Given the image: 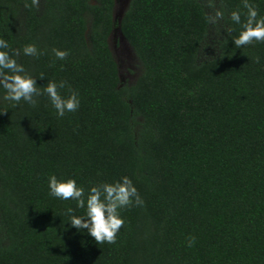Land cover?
<instances>
[{
	"label": "trees",
	"instance_id": "1",
	"mask_svg": "<svg viewBox=\"0 0 264 264\" xmlns=\"http://www.w3.org/2000/svg\"><path fill=\"white\" fill-rule=\"evenodd\" d=\"M114 7L0 0V38L41 91L29 105L0 90V264H264V42L234 45L242 0H129L119 23ZM218 10L227 33L202 61ZM117 25L142 66L130 85L109 48ZM29 43L41 54L24 55ZM49 81L78 93L76 111L56 114ZM53 174L85 195L127 176L143 203L97 244L65 214L85 209L49 195Z\"/></svg>",
	"mask_w": 264,
	"mask_h": 264
},
{
	"label": "clouds",
	"instance_id": "2",
	"mask_svg": "<svg viewBox=\"0 0 264 264\" xmlns=\"http://www.w3.org/2000/svg\"><path fill=\"white\" fill-rule=\"evenodd\" d=\"M243 8L247 9L246 20L241 21L240 11H231L230 19L237 25H241L238 35L233 39L234 45H249L253 41L264 42V16H259L257 9L242 0ZM222 11L216 12V18L223 17ZM10 44L0 38V90H3V99L18 104L24 101L29 105H35L34 97L41 94L37 87L36 79L27 73L22 64L17 63L16 51L9 52ZM55 57L63 60L67 56L66 50L53 49ZM22 52L26 56H38L41 53L35 44L29 43L23 46ZM65 82L49 81L43 92L47 94L51 105L60 117L66 112H74L80 104L79 95L71 91L66 97L59 94L58 88H64ZM3 113V112H0ZM49 195L61 200H74L78 208L85 209L83 215H75L69 207L65 214L69 217L68 222L78 232L86 230L87 234L99 243H115L117 233L124 224L119 210L133 203L142 204L137 189L127 176L112 183L92 185L85 195V189L79 186L74 178L58 179L56 175L48 177ZM189 241V246L192 244Z\"/></svg>",
	"mask_w": 264,
	"mask_h": 264
},
{
	"label": "rangeland",
	"instance_id": "3",
	"mask_svg": "<svg viewBox=\"0 0 264 264\" xmlns=\"http://www.w3.org/2000/svg\"><path fill=\"white\" fill-rule=\"evenodd\" d=\"M92 2H94V0H92ZM128 3L129 0H115L113 18L118 23L126 10ZM211 15L213 24L200 53V60L202 61L210 59L218 53V42L222 39L224 33H227V28L222 23L220 18H216V13ZM117 27L118 25L109 37V48L117 63L121 83L130 85L134 83L140 75L142 66L132 47L123 38L121 33L118 32Z\"/></svg>",
	"mask_w": 264,
	"mask_h": 264
},
{
	"label": "water",
	"instance_id": "4",
	"mask_svg": "<svg viewBox=\"0 0 264 264\" xmlns=\"http://www.w3.org/2000/svg\"><path fill=\"white\" fill-rule=\"evenodd\" d=\"M119 22H120V20H119ZM117 30H118L119 33H121V32H120V27H119V26L117 27ZM121 35H122V34H121ZM123 38H124V37H123ZM122 40H123V39H122Z\"/></svg>",
	"mask_w": 264,
	"mask_h": 264
}]
</instances>
